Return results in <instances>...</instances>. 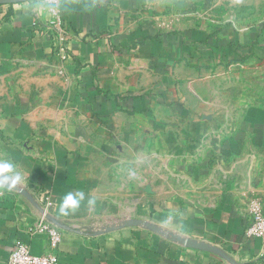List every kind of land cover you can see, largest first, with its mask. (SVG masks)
<instances>
[{
    "label": "crops",
    "instance_id": "obj_1",
    "mask_svg": "<svg viewBox=\"0 0 264 264\" xmlns=\"http://www.w3.org/2000/svg\"><path fill=\"white\" fill-rule=\"evenodd\" d=\"M36 1L0 6V160L41 210L36 194H49L58 264H229L143 226L118 228L129 220L264 264V242L244 234L249 202L264 212V109L228 97L224 68L242 47L210 21V0H62L64 63ZM75 190L95 207L59 216ZM40 214L0 190V264L17 242L49 252L30 231Z\"/></svg>",
    "mask_w": 264,
    "mask_h": 264
},
{
    "label": "rangeland",
    "instance_id": "obj_2",
    "mask_svg": "<svg viewBox=\"0 0 264 264\" xmlns=\"http://www.w3.org/2000/svg\"><path fill=\"white\" fill-rule=\"evenodd\" d=\"M209 10L210 21L233 30L241 44L250 29H263L264 32V0H210ZM261 39L264 40V35ZM260 47L262 50L251 54H246L242 47L235 61H228L224 68L228 97L234 93L244 108L264 109V42ZM222 82L221 79L223 91Z\"/></svg>",
    "mask_w": 264,
    "mask_h": 264
},
{
    "label": "built area",
    "instance_id": "obj_3",
    "mask_svg": "<svg viewBox=\"0 0 264 264\" xmlns=\"http://www.w3.org/2000/svg\"><path fill=\"white\" fill-rule=\"evenodd\" d=\"M60 1L62 0H37L34 12L36 17L39 16L38 12L45 14L44 24L52 41L53 53L64 63L70 59V55L67 45V33L58 6ZM56 73L63 76V67H59ZM36 202L42 207V212L30 231L33 234L46 237L49 252L36 256L29 251L25 244L17 242L10 250L6 264H58V258L54 251L61 243L62 234L46 220L47 211L53 206L51 198L47 192H39L36 194ZM248 216L245 236L247 238H257L264 242V212L262 204L258 200L249 202Z\"/></svg>",
    "mask_w": 264,
    "mask_h": 264
},
{
    "label": "clouds",
    "instance_id": "obj_4",
    "mask_svg": "<svg viewBox=\"0 0 264 264\" xmlns=\"http://www.w3.org/2000/svg\"><path fill=\"white\" fill-rule=\"evenodd\" d=\"M129 178H134L136 173L129 170ZM22 181L21 174L16 170V165L11 160H0V190H18L16 186ZM96 205L94 197L86 196L82 190L68 191L60 198L57 205L58 215L69 217L75 215L82 207L93 208ZM172 218L168 217L162 221L165 225L171 223Z\"/></svg>",
    "mask_w": 264,
    "mask_h": 264
},
{
    "label": "water",
    "instance_id": "obj_5",
    "mask_svg": "<svg viewBox=\"0 0 264 264\" xmlns=\"http://www.w3.org/2000/svg\"><path fill=\"white\" fill-rule=\"evenodd\" d=\"M28 1H33V0H0V6L1 5H9V4H17V3H25ZM13 191L18 192L21 196L26 198L33 206L38 208L40 210V212H42L41 208L34 202L32 197L25 190L18 189V190H13ZM46 219L48 220L47 217H46ZM137 226H143L144 228L151 230L153 232H156L158 234H164L167 237V239L171 242L181 244L182 246H185V247L215 253V254L219 255L221 258H223L224 260H226L229 264H236V262L234 260H232L230 257H228L223 251L218 250L215 247L208 246V245H205V244H202V243L196 242L194 240L184 238V237L172 234V233H168V232L163 233L161 230H159L155 226H152L151 224H148V223H144V222H141L138 220H129V221H124L118 228L137 227ZM115 229H117V228H107L104 231L105 232H112Z\"/></svg>",
    "mask_w": 264,
    "mask_h": 264
},
{
    "label": "trees",
    "instance_id": "obj_6",
    "mask_svg": "<svg viewBox=\"0 0 264 264\" xmlns=\"http://www.w3.org/2000/svg\"><path fill=\"white\" fill-rule=\"evenodd\" d=\"M263 35H264L263 29L252 28L250 29V33L247 36L246 42L240 45L237 44L238 41L236 40V43L230 42V45L232 47L234 46L237 51L239 50L240 47H243L246 49V54H251L253 51L261 49L260 45L264 42V40L261 39Z\"/></svg>",
    "mask_w": 264,
    "mask_h": 264
}]
</instances>
